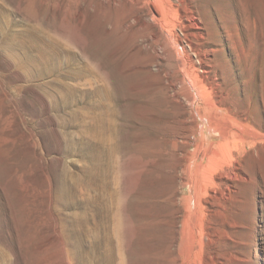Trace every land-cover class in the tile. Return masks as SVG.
Returning <instances> with one entry per match:
<instances>
[{"label":"rangeland","instance_id":"rangeland-1","mask_svg":"<svg viewBox=\"0 0 264 264\" xmlns=\"http://www.w3.org/2000/svg\"><path fill=\"white\" fill-rule=\"evenodd\" d=\"M192 4L0 0V264H264V0Z\"/></svg>","mask_w":264,"mask_h":264},{"label":"bare ground","instance_id":"bare-ground-1","mask_svg":"<svg viewBox=\"0 0 264 264\" xmlns=\"http://www.w3.org/2000/svg\"><path fill=\"white\" fill-rule=\"evenodd\" d=\"M112 3H121L134 10L131 24L140 29L153 28L150 37L154 43H158L165 37L164 23H170V16L183 10L189 13L195 20L198 19V10L193 0H110ZM200 15V14H199ZM148 30V29H147ZM151 30V29H150ZM165 40V38H164ZM166 42V40H165ZM162 43V42H161Z\"/></svg>","mask_w":264,"mask_h":264}]
</instances>
